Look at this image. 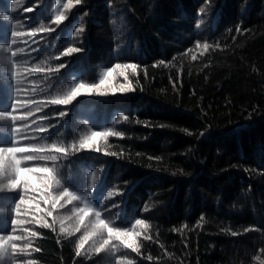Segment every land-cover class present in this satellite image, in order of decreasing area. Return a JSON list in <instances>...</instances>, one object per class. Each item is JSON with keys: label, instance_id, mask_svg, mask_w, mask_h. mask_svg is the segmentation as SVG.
<instances>
[{"label": "trees", "instance_id": "obj_1", "mask_svg": "<svg viewBox=\"0 0 264 264\" xmlns=\"http://www.w3.org/2000/svg\"><path fill=\"white\" fill-rule=\"evenodd\" d=\"M33 3L0 0V44H9L12 30L56 28L12 38L15 66L27 61L23 66L28 71L20 74L23 83L17 85L12 68L0 63V111L10 110L14 100H27L13 113L27 120L15 121L17 146L40 144L18 148L27 152L20 155L40 152L57 159L23 161L22 167L53 168L61 187L53 182L52 195L67 187L87 196L93 211L79 232H61L56 218L70 216L64 223L71 224L73 209L84 207L81 200L69 204L62 198L55 209L50 200L45 203L48 173L24 174L37 189L30 187L27 194L23 181L10 191L6 180V189L0 190V232L10 231L14 203L25 197L28 202L18 218L26 223L15 226L12 234L26 239L13 243L23 247L30 241L32 247L10 252L0 264H261L264 0H81L67 10L58 9L55 0H39L38 7ZM29 6L33 11H26ZM57 11L68 16L59 26L51 21ZM81 26L79 35L72 32ZM197 40L213 47L196 48ZM69 46L83 51L63 56ZM189 48L193 52L186 54ZM116 63L138 65L136 72L117 69L109 78L117 87L126 84L119 74L125 71L134 91L82 94L71 105L48 102L57 89L70 91L81 79L98 83L100 74ZM37 64L41 72L30 70ZM61 64L66 67L48 71ZM61 111L64 117L58 116ZM36 125L45 131L36 132ZM108 128L122 135L95 138L93 150L80 148L92 131ZM14 135L13 123L0 121V146H11ZM52 143L67 152L43 150ZM95 211L112 227H131L135 219H144L148 228L136 229L141 233L136 237L139 251L114 239L97 253L107 236L103 230L78 249L92 229L86 222L95 220ZM26 229L38 235L29 237ZM233 231L239 234L233 236Z\"/></svg>", "mask_w": 264, "mask_h": 264}, {"label": "snow or ice", "instance_id": "obj_2", "mask_svg": "<svg viewBox=\"0 0 264 264\" xmlns=\"http://www.w3.org/2000/svg\"><path fill=\"white\" fill-rule=\"evenodd\" d=\"M81 3V0H66V3L61 4L60 0H55V5L58 9H70L72 7H74L75 5H79ZM33 6L38 7L39 6V0H34ZM33 6H29V8L26 9V11H33ZM3 13H0V16H2ZM6 20L8 19V17H4ZM68 20V16H66L63 11H57L55 13V15H52V23L55 24L56 26H59L62 24V22ZM41 30L43 31H47V32H54L56 31V28H47L44 29L43 25H41L40 28H36L33 27L31 32L29 33H24V32H17L12 30L11 35H10V42L9 44L5 45V44H0V63H5L6 65H9L12 68V72L11 74L13 75V78H15V82L17 85H19L20 83L17 82L16 76H17V68L15 66V61L12 59V57H14L16 55V52L12 51L10 45L12 43H15V40L12 39L14 37L17 36H25L28 35L29 37L35 35L37 32H40ZM84 31L83 27H74V29L72 30L73 33H75L76 35H79L80 32ZM237 32L240 31L239 28L236 29ZM33 43H35V41H33ZM195 46L196 48H202L204 50H208L209 48L213 47V45H211L210 43H208L207 41H204L203 44H201L200 40H197L195 42ZM215 47H219V44H216ZM23 49V51H19L21 53H23L25 51L24 48H20ZM33 51H36V49H33ZM83 49L81 47H75V46H69L66 47L63 50L62 55L63 56H67L69 54H73V53H80L82 52ZM193 52L192 48H189L186 50V54L187 53H191ZM192 59L195 60L196 56L193 55ZM161 64H163L164 62L161 61ZM66 67L65 64H61L59 65V67L55 70L49 68L48 71H59L60 69ZM138 68V65L135 63H130V64H120V63H116L114 65V67H108L106 70L103 71V73L100 74V78H99V82L98 83H85L83 81V79H81L78 83L75 84L74 87L71 88V91L68 93V95L66 97H64L62 100L60 101H53L52 99H50V101H48L50 104L52 105H71L75 100H77V98L79 96L83 95H91L93 93L100 95V96H104V95H116V94H126L128 92L134 91V88L132 86V83L130 80H128V76L126 75L125 71H120V75L124 77V79L126 81H128L126 84H121L119 87L112 85L109 81V78L112 76V73L114 71H116L117 69H131L132 72H136ZM32 71L35 72H41V70H37V69H30ZM145 74H147V69L145 68ZM18 91V89H17ZM25 101H13V104L10 108V110L8 111H0L2 113H5V119L0 120V121H11L13 123V127H14V141L11 144V146H0V149H12V148H20V147H24L26 145H39L40 143H28L25 144L23 146H17V140H16V134L19 132V128H17L15 126V121L16 120H24L27 121L25 119H20L19 117H22L23 115H14V111L17 107L19 108H24L21 105H23ZM44 104V102H42ZM38 112V111H37ZM66 115V112L61 111L58 113L59 117H64ZM30 117V116H29ZM43 119H46L47 117H41ZM125 120L127 119V116L123 117ZM27 125V124H25ZM37 131L36 132H43L45 131L44 128L42 127H38V125H36ZM29 130V129H28ZM122 135V133L120 132H114L112 131L111 128H108L104 131H92L91 134L89 136H87L86 138L82 139L80 141V148L81 149H86V150H93V145L95 142V138L97 137H108V136H120ZM201 135H203V133H201ZM25 139H29L28 136H25ZM50 145V147H45L43 150H47V149H52L55 150L56 152H61V153H65L67 152L66 148H62V147H58L57 144L52 143V144H48ZM75 149V145L72 146ZM41 149H36V151H39ZM95 151H99V148H94ZM31 152V151H30ZM53 157H55V159H51V161H55L57 159L56 155H51ZM32 161V160H29ZM22 163L20 164V167H22ZM23 168H27L29 169L30 173L31 172H43V173H48V176L44 177V189L48 190L47 191V196H43L42 198L44 199L45 203H48L49 200L52 203V207L53 209L56 208L57 205L60 204V200L62 198L67 197L68 200L67 202L69 204L72 203V201L74 200H81L84 203V207H76L74 208L76 211L74 212L76 216H82L83 211H88L89 213L93 211V203L88 199L87 196H83V195H77L74 191L70 190L67 187H64L62 191H60L58 196H54L52 195V192L50 191L54 184H56L57 179L55 177V175H53V168L50 167H44V168H31V167H23ZM21 181H23V188L25 191V194H27L28 190L30 187H32L29 183H25L24 182V178L22 176L19 175H14L12 178H10L9 183H8V187L10 191H14L16 189H18L21 185ZM54 182V184H53ZM33 191H36L37 189L32 187ZM113 195L112 191H108L107 192V196L111 197ZM28 201L26 200L25 197H20L15 203H14V208L12 210L13 212V219L11 220V229L10 231L6 234L3 232H0V242H3V244L5 245L4 249H0V258H3L7 255H9V253H16V252H27L29 248L32 247L31 242L27 244V247L25 249V245L23 247L18 246L16 243H13V241H18V240H22L24 239L23 236L20 235H14L12 233H14L15 231V226L17 225H22L24 223H26L24 220L19 219V215H20V211H21V205L26 204ZM86 204L90 205V208H86ZM61 207L63 205H60ZM96 208H99L100 205ZM36 208L39 210V204L36 205ZM73 209V210H74ZM99 214V222L98 225L94 228L91 229V231H88L80 240H79V244H78V249H83L85 244L91 240L93 237L102 234V230L106 231L107 236L106 238L102 239L99 242V246L95 248V251L97 253L104 251V249L111 244V242L115 239V240H119L123 246L127 249H131L133 251L138 252L139 251V246L137 244L136 241V237H138L141 233L140 231H137V226H139L140 229H147L148 228V224L145 222L144 219H135L134 220V224L131 225V227H112L110 226L104 219H101V213L100 211H95V215ZM48 216H52V211H48L47 212ZM84 218L80 221L79 225L74 229L76 232L80 231V226L84 225ZM36 223H41V220H36ZM43 227H51V225L47 224L46 222H43ZM248 229H246L245 231H247ZM28 233L29 237H36L38 235V233L33 232L31 230H25ZM61 232H66L68 231L67 229L65 230H61ZM239 233L233 231L231 232V235L235 236L238 235ZM119 236V238H118ZM125 237H131L132 242H128ZM150 239V237H149ZM24 249V250H22ZM35 251L39 252L41 251L40 248H36ZM261 251H264V249H262ZM75 255L77 257L80 256V251L78 250ZM149 260L152 259L151 256L148 257ZM256 259L259 261L260 257L257 256ZM27 264H35L34 261L29 260L27 262ZM130 264V262H129ZM261 264H264V261H261Z\"/></svg>", "mask_w": 264, "mask_h": 264}, {"label": "clouds", "instance_id": "obj_3", "mask_svg": "<svg viewBox=\"0 0 264 264\" xmlns=\"http://www.w3.org/2000/svg\"><path fill=\"white\" fill-rule=\"evenodd\" d=\"M20 51H23V50H20ZM26 63H27V61L22 62V64L19 65L17 68L16 79H17L18 83H23V81L20 79V74L23 73L24 71H28V69H26L23 66ZM34 69L41 70V64L35 65ZM70 91H68L66 89L65 90L57 89L55 96H53L51 99L53 101H60L64 97H66ZM5 116H6L5 113L0 112V120L5 119ZM23 153H27V152H25L23 149H18V148H12V149H7V150L0 149V181H4L5 179H7V186H8L10 178H12L14 175L22 176L24 178V182L29 183L28 178L24 174L30 173V171L27 168L20 167L21 162L29 161V160H51V159H55V157H53L51 155H44V154H41L40 152H32V154L20 155ZM31 173H35V172H31ZM55 186L61 187V182L59 180H57ZM4 188H5V184L0 183V190H3ZM90 207H91L90 205L86 204V208H90ZM75 211L76 210L74 209L73 212H75ZM88 215H89L88 211H83L82 216H76V219L71 224H68V225H65L64 222L72 220V217H70V216H59L56 219L58 222H60L62 231L65 229H67L69 231V230L75 229L79 225V223L83 219V217H86ZM98 222H99V214L97 213L95 215V220L93 222H90L91 228L96 227L98 225ZM118 238H119V236H118ZM24 239H26V237H24ZM125 239L130 243L132 242L131 237H125ZM29 243H30V241H29ZM26 247H27V244H25V249H26ZM4 248H5V245L3 244V242H0V249H4ZM22 250H24V249H22Z\"/></svg>", "mask_w": 264, "mask_h": 264}, {"label": "rangeland", "instance_id": "obj_4", "mask_svg": "<svg viewBox=\"0 0 264 264\" xmlns=\"http://www.w3.org/2000/svg\"><path fill=\"white\" fill-rule=\"evenodd\" d=\"M26 15H28V14H26ZM25 15V16H26ZM7 179H5L4 181H0V183H4L5 184V181H6ZM5 187H6V184H5ZM4 189H6V188H4ZM0 205H4L2 202H1V199H0ZM106 206V204L103 206V207H105ZM4 207V206H3ZM6 218V216H4V215H1V219H5ZM90 220H91V218L90 219H88L87 220V222H86V225H88L89 223H90Z\"/></svg>", "mask_w": 264, "mask_h": 264}, {"label": "bare ground", "instance_id": "obj_5", "mask_svg": "<svg viewBox=\"0 0 264 264\" xmlns=\"http://www.w3.org/2000/svg\"><path fill=\"white\" fill-rule=\"evenodd\" d=\"M47 2V1H46ZM218 13V12H217ZM220 13V12H219ZM125 29V28H124ZM125 33V32H124ZM125 34H122V36H124ZM86 39V38H85ZM127 39V38H126ZM87 41V40H85ZM119 42V41H117ZM114 49V48H113ZM129 49V48H128ZM135 50V49H134ZM113 51V50H112ZM135 52V51H134ZM84 53V52H83ZM87 62V61H86ZM86 64V63H85ZM143 64V63H142ZM152 64V63H151ZM88 65V64H87ZM87 68V67H86ZM142 70V69H141ZM136 77V76H135ZM134 81V80H133ZM136 91V90H135ZM135 94V93H134ZM133 95V94H132ZM122 98V97H121ZM131 98V97H130ZM112 99V98H111ZM133 99V98H132ZM131 100V99H130ZM132 102V101H131ZM138 119V118H137ZM128 123V122H127ZM115 141V140H114ZM262 146V145H261ZM253 165V164H252ZM252 180V179H251ZM255 180V179H254ZM125 202V201H124ZM155 203V202H154ZM123 204V203H122ZM126 209V208H125ZM244 210V209H243ZM256 212V211H255ZM157 217V216H156ZM255 217V216H254ZM198 218V217H197ZM260 221V220H259ZM155 223V222H154ZM196 235V234H195ZM149 240V239H148ZM151 241V240H149ZM190 245V244H189Z\"/></svg>", "mask_w": 264, "mask_h": 264}]
</instances>
